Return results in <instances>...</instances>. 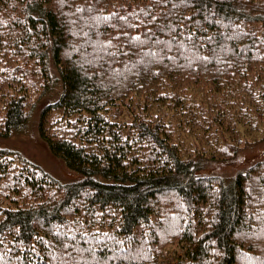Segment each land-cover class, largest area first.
I'll use <instances>...</instances> for the list:
<instances>
[{"label": "trees", "instance_id": "trees-1", "mask_svg": "<svg viewBox=\"0 0 264 264\" xmlns=\"http://www.w3.org/2000/svg\"><path fill=\"white\" fill-rule=\"evenodd\" d=\"M55 71V72H54ZM54 72V73H53ZM56 74V75H55ZM0 264H264V0H0Z\"/></svg>", "mask_w": 264, "mask_h": 264}, {"label": "rangeland", "instance_id": "rangeland-1", "mask_svg": "<svg viewBox=\"0 0 264 264\" xmlns=\"http://www.w3.org/2000/svg\"><path fill=\"white\" fill-rule=\"evenodd\" d=\"M55 75L52 89L35 104L26 129L21 132H12L6 136L0 135V149L10 151L30 163H34L62 182L80 180L85 175L69 168L63 158L52 153L38 131L41 108L47 102L57 98L60 92L61 83L56 80L57 76ZM261 159H264V140L253 144L250 148L241 150L232 158L210 160L201 171L202 173L219 175L224 183L228 184L236 173Z\"/></svg>", "mask_w": 264, "mask_h": 264}]
</instances>
